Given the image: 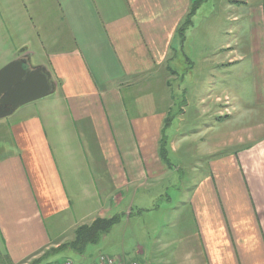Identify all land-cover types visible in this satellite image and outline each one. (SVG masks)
<instances>
[{
  "label": "crops",
  "instance_id": "0c3cea01",
  "mask_svg": "<svg viewBox=\"0 0 264 264\" xmlns=\"http://www.w3.org/2000/svg\"><path fill=\"white\" fill-rule=\"evenodd\" d=\"M55 2L47 34L70 45L37 67L51 72L65 114L10 122V141L0 143V254L10 264L46 251L61 254L51 264H74L75 255V264H93L63 245L124 206L123 254L100 255L126 264H264V0ZM47 34L40 28V41ZM149 101L169 110L148 114ZM168 119V154H180L169 166L160 157ZM82 132H92L99 153L82 140L63 147ZM188 157L191 170L207 173L192 179ZM143 201L161 205L133 213Z\"/></svg>",
  "mask_w": 264,
  "mask_h": 264
},
{
  "label": "rangeland",
  "instance_id": "374dc122",
  "mask_svg": "<svg viewBox=\"0 0 264 264\" xmlns=\"http://www.w3.org/2000/svg\"><path fill=\"white\" fill-rule=\"evenodd\" d=\"M198 8V3L195 4L193 7V10L191 11V16L196 12ZM58 9L56 6L55 0H0V70L14 61L18 58H27L29 60L28 65L29 67H37L39 65H46L48 66V54L51 52L62 50L63 48L70 45V43H67L65 40L63 43H58L57 40H53V38H50V35L47 34L46 27H48L50 24L54 23V18L58 14ZM209 13H207L208 15ZM43 26V27H42ZM45 33L47 35H43L42 41L39 39V33ZM46 41V43H43ZM166 71V78L167 82L169 83V74L168 70L166 68L163 69V72ZM62 92L59 90L57 92H54L50 96L43 98L41 100H38L36 102H33L31 104H27L21 108H19L17 111H15L10 117L4 118L5 120H0V143H9L10 141V134H9V128H10V122L13 124L18 123L20 120L25 119L26 116L30 114L39 113L40 116H42L44 119L49 120L51 122L53 121H62V116H64V108H59L61 106V103H63V100H61L60 96ZM162 93H158V96ZM154 95V94H152ZM167 102H169V98L167 99ZM159 104L153 101H149L146 106V111L148 114L156 113L159 111H166L168 108H162L161 102L158 101ZM167 106V105H166ZM169 110V109H168ZM80 126V125H79ZM196 125H190V127H193ZM54 127V125H53ZM51 127V132L49 133V137L51 140V143H54V134L55 130ZM65 129H63L64 131ZM68 131V128L66 129ZM92 132H87L84 134L81 133V139H76L71 142L70 139L68 142L65 140L62 141L63 147H67L65 145H68V147L74 148V142L76 144L79 143V140H82L85 143V146L88 147V149H92L93 152L97 151L100 152V149H97V143L95 136L93 137ZM85 135H87V139H85ZM169 137V119L166 120L163 131H162V140L160 142V157L162 158L165 165L169 166L170 163L177 162L176 159H179L180 154L177 156H169L168 150H167V142L166 137ZM67 138H70L67 136ZM10 147V151H12V148L14 147L13 144H7ZM3 147H6V145L0 144V154L5 155V151H3ZM67 147V149H69ZM197 145H189L187 146V149L189 151H192ZM7 151V150H6ZM2 152V153H1ZM189 159V165H188V172H190V176L193 179V177L196 178L197 174L200 176L201 174H206L208 168L205 166L203 168V171H199V167L191 170L192 165L195 164L196 160L195 157H188ZM205 159H201V163L205 164ZM199 171V172H198ZM88 174V170L83 174ZM95 176L97 175L96 172L94 173ZM169 184V172L167 174V177L165 178L164 186H167ZM172 192L173 190L170 189ZM167 199V198H163ZM144 203L141 205H134L132 208L133 213H139L140 210L143 208L144 211H146V214H154L156 210H150L155 209L161 205L160 201H156L154 203L143 201ZM81 208V206H79ZM81 210L80 212L82 213ZM124 211V206L116 213L117 215L120 214L121 217H117V215L112 216L109 215L112 218H117V223L113 226V229L110 232V235L104 239H102L99 243L93 244L88 246V248L85 251L84 257L87 258V263H93L98 261L99 255L101 253L108 254L111 256H116L117 254H123V238H124V229L126 226V222H122L123 218L126 217ZM112 214V213H111ZM140 214V213H139ZM137 214V215H139ZM140 221L136 220V224H138ZM60 222L58 220H53L51 225H56L57 230L59 229ZM47 225L50 228V224L47 222ZM67 223L65 224V226ZM64 226V228H65ZM67 230V228H65ZM54 231V229H53ZM65 230L62 229V232ZM133 237L129 234L127 236V241L125 243L126 250L128 252H133L132 248L134 247V241ZM0 249L4 250V246L2 245V236L0 235ZM131 249V251H130ZM46 256L41 258L37 263L35 264H51L53 263L58 256L61 254H54L53 251H46ZM133 255V254H132ZM72 261L75 263L78 262L79 257L77 255L71 256ZM0 260L1 264H10L5 255L0 254Z\"/></svg>",
  "mask_w": 264,
  "mask_h": 264
},
{
  "label": "water",
  "instance_id": "95a60500",
  "mask_svg": "<svg viewBox=\"0 0 264 264\" xmlns=\"http://www.w3.org/2000/svg\"><path fill=\"white\" fill-rule=\"evenodd\" d=\"M28 62L18 58L0 70V119L55 92L51 72L45 67H29Z\"/></svg>",
  "mask_w": 264,
  "mask_h": 264
},
{
  "label": "trees",
  "instance_id": "16d2710c",
  "mask_svg": "<svg viewBox=\"0 0 264 264\" xmlns=\"http://www.w3.org/2000/svg\"><path fill=\"white\" fill-rule=\"evenodd\" d=\"M117 221V218H97L91 224L78 227L75 232L74 240L65 243L63 246L82 255L85 253L88 246L99 243L103 236L113 228ZM39 260L33 261L30 264H35Z\"/></svg>",
  "mask_w": 264,
  "mask_h": 264
},
{
  "label": "built area",
  "instance_id": "2783aa9c",
  "mask_svg": "<svg viewBox=\"0 0 264 264\" xmlns=\"http://www.w3.org/2000/svg\"><path fill=\"white\" fill-rule=\"evenodd\" d=\"M67 264H71V263H67ZM98 264H126V263H124L122 259L116 260L103 254L99 256ZM132 264H136V263H132Z\"/></svg>",
  "mask_w": 264,
  "mask_h": 264
},
{
  "label": "flooded vegetation",
  "instance_id": "af4514ba",
  "mask_svg": "<svg viewBox=\"0 0 264 264\" xmlns=\"http://www.w3.org/2000/svg\"><path fill=\"white\" fill-rule=\"evenodd\" d=\"M27 66H29V65H27Z\"/></svg>",
  "mask_w": 264,
  "mask_h": 264
}]
</instances>
